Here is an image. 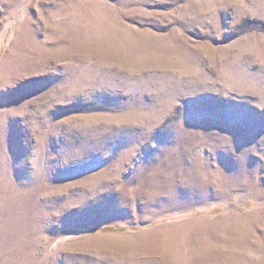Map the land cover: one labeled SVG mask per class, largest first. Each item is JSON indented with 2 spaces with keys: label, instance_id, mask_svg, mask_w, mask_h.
Returning <instances> with one entry per match:
<instances>
[{
  "label": "rangeland",
  "instance_id": "1",
  "mask_svg": "<svg viewBox=\"0 0 264 264\" xmlns=\"http://www.w3.org/2000/svg\"><path fill=\"white\" fill-rule=\"evenodd\" d=\"M0 264H264V0H0Z\"/></svg>",
  "mask_w": 264,
  "mask_h": 264
},
{
  "label": "trees",
  "instance_id": "2",
  "mask_svg": "<svg viewBox=\"0 0 264 264\" xmlns=\"http://www.w3.org/2000/svg\"><path fill=\"white\" fill-rule=\"evenodd\" d=\"M109 230V229H108Z\"/></svg>",
  "mask_w": 264,
  "mask_h": 264
}]
</instances>
